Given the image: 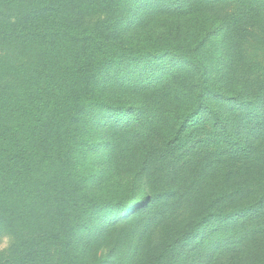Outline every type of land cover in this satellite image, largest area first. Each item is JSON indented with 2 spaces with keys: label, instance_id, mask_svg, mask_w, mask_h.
<instances>
[{
  "label": "rangeland",
  "instance_id": "rangeland-1",
  "mask_svg": "<svg viewBox=\"0 0 264 264\" xmlns=\"http://www.w3.org/2000/svg\"><path fill=\"white\" fill-rule=\"evenodd\" d=\"M96 8L86 33L127 52L96 53L90 99L44 125L41 138L58 128L59 146L34 161V207L0 227L10 239L0 264H203L204 249L211 264H264V234L240 231L264 226V0ZM192 84L193 107L178 109ZM202 140L213 150L197 159Z\"/></svg>",
  "mask_w": 264,
  "mask_h": 264
},
{
  "label": "trees",
  "instance_id": "trees-1",
  "mask_svg": "<svg viewBox=\"0 0 264 264\" xmlns=\"http://www.w3.org/2000/svg\"><path fill=\"white\" fill-rule=\"evenodd\" d=\"M117 2L0 0V223L6 221L0 227L16 217V210L22 217L26 205L32 201L34 207L42 193L37 188L42 184L36 180H41V174L32 166L35 160L47 164L61 138L56 128L42 139L43 127L47 122L63 121L70 114L69 104H86L90 99L96 88L93 74L88 72L94 55L102 51L119 61L126 54V44H115L108 35L86 33V17L98 5L106 10ZM59 39L67 44L57 58L53 46ZM31 50L35 56L26 57ZM183 89L178 109L193 107L192 98L197 95L193 84ZM136 109L140 117L143 106ZM79 117L85 118V113ZM45 201L57 202L54 193L45 195Z\"/></svg>",
  "mask_w": 264,
  "mask_h": 264
},
{
  "label": "snow or ice",
  "instance_id": "snow-or-ice-1",
  "mask_svg": "<svg viewBox=\"0 0 264 264\" xmlns=\"http://www.w3.org/2000/svg\"><path fill=\"white\" fill-rule=\"evenodd\" d=\"M128 2L139 3L145 10H150L155 6L161 4L163 0H128ZM234 2L239 4L240 0H234ZM214 123L215 121L208 122L207 127L203 128V134L205 137H210L213 134L212 124ZM201 144L204 145L203 148H200L195 144L193 145L192 148V151L197 159L201 158L202 156L204 157L208 156V154L213 150L211 144L208 141L202 140ZM261 188H262V196H264V184L261 185ZM232 199L235 200L237 199V197H233ZM262 215H264V213H262ZM240 231L246 237L251 238L252 236H255L258 232L264 234V226H262L260 229H256L255 226H248L242 224L240 226ZM199 255L201 257V260L203 261V264H211V259L216 254L210 249H204L201 251V253H199Z\"/></svg>",
  "mask_w": 264,
  "mask_h": 264
},
{
  "label": "clouds",
  "instance_id": "clouds-1",
  "mask_svg": "<svg viewBox=\"0 0 264 264\" xmlns=\"http://www.w3.org/2000/svg\"><path fill=\"white\" fill-rule=\"evenodd\" d=\"M10 244V239L7 236L0 237V252L6 250Z\"/></svg>",
  "mask_w": 264,
  "mask_h": 264
}]
</instances>
